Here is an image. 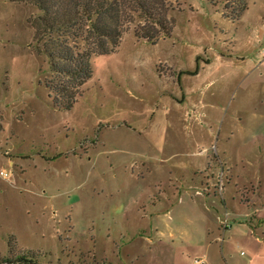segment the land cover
<instances>
[{
	"label": "rangeland",
	"instance_id": "374dc122",
	"mask_svg": "<svg viewBox=\"0 0 264 264\" xmlns=\"http://www.w3.org/2000/svg\"><path fill=\"white\" fill-rule=\"evenodd\" d=\"M146 1L165 29L139 38L136 11L64 108L33 42L38 10L0 0V264H264V0ZM184 191L209 233L179 210L167 246L151 212Z\"/></svg>",
	"mask_w": 264,
	"mask_h": 264
},
{
	"label": "trees",
	"instance_id": "16d2710c",
	"mask_svg": "<svg viewBox=\"0 0 264 264\" xmlns=\"http://www.w3.org/2000/svg\"><path fill=\"white\" fill-rule=\"evenodd\" d=\"M10 1L30 4L38 10L39 14L30 21L33 42L36 50L44 53L49 62L51 77L44 81L46 88L54 101L64 108L72 106L82 85L90 77L91 58L109 53L118 46L136 11L143 19V26L148 25L152 29V10L146 0ZM153 21L165 29L160 18ZM150 30L146 33L134 31V34L152 42L158 33ZM23 256L6 257L3 261L16 259L27 264H39Z\"/></svg>",
	"mask_w": 264,
	"mask_h": 264
},
{
	"label": "crops",
	"instance_id": "0c3cea01",
	"mask_svg": "<svg viewBox=\"0 0 264 264\" xmlns=\"http://www.w3.org/2000/svg\"><path fill=\"white\" fill-rule=\"evenodd\" d=\"M226 156H228V162H227L228 166L226 165L227 168L225 167V171L228 170V173H229V171L233 172L234 168L232 167V164L229 162L230 159H231L230 158L231 156L230 155H226ZM252 192L255 194V190H253ZM186 194L189 197V200H187L186 202H184V193L183 194H179V196L175 199L176 201L174 199H172V201L168 205L169 209L167 211L168 214L170 213V216L167 217L166 219H165V216H166L167 213L161 214V211L163 209L162 202L159 203V206H156L154 208V210H153L154 212L153 213L151 212L152 215L151 214L150 215L152 217L150 216V219H149L150 224H148V227L150 226L149 228H151V230L153 232L152 235H156L157 236V241L158 242L164 243L167 246L168 245L174 246L173 245L174 244L173 241H175V238H173V233L171 232V228L174 227L173 224L174 225H176V224L174 222V218H173L172 214L174 212L177 213L179 210H180L181 214H183V210H191V209H193L195 211V213H197L198 219H200V221H201V225H202L201 227H202L203 231L200 232L198 230L197 225L192 223V225L194 226V229L197 232H200L202 238H204V236L206 237L207 232L209 233L207 222L205 220L204 214L202 213V210L198 209V207L196 205L197 203L195 202L194 198L190 199V197H192V196H190L188 194V192ZM255 210H257V209H255ZM180 218L182 219L183 223H186V224L188 223V221H187L188 219H187L186 215H184L183 217H180ZM256 222L258 223L259 220L256 221ZM231 228L232 227L230 226V229ZM252 228H256V227L254 225H252ZM214 239H216V240L218 239L220 241L223 240V238L221 239V236H216V237H214ZM150 241L152 242L151 239H150ZM182 241L185 244H187L186 246H188L190 248L191 247H195V246L192 245V243L187 242L188 240H185V241L182 240ZM255 242L261 244L259 249H261L262 253L260 255L261 256L264 255V235H263V237H260V236L255 237ZM202 244H205V253H206V257H207L206 259H208L209 258V254L211 252L210 250H211L213 244L210 243V242L209 243L208 242L207 243L202 242ZM180 245L182 246L184 244H180ZM259 249L256 250V253L259 251ZM212 253L213 252H211V254H210V258H212Z\"/></svg>",
	"mask_w": 264,
	"mask_h": 264
},
{
	"label": "built area",
	"instance_id": "2783aa9c",
	"mask_svg": "<svg viewBox=\"0 0 264 264\" xmlns=\"http://www.w3.org/2000/svg\"><path fill=\"white\" fill-rule=\"evenodd\" d=\"M10 174H11L10 172L5 171L4 169H2L0 171V176L3 179H10ZM218 189L221 191L223 189V186L221 184L218 185ZM230 226H231V224L228 220V212L225 210V213L220 220V228H221L222 232H224V231H227L228 229H230ZM222 238L223 237H221V239ZM194 263L195 264H204V261L202 259H195Z\"/></svg>",
	"mask_w": 264,
	"mask_h": 264
},
{
	"label": "flooded vegetation",
	"instance_id": "af4514ba",
	"mask_svg": "<svg viewBox=\"0 0 264 264\" xmlns=\"http://www.w3.org/2000/svg\"><path fill=\"white\" fill-rule=\"evenodd\" d=\"M223 190V189H222Z\"/></svg>",
	"mask_w": 264,
	"mask_h": 264
}]
</instances>
